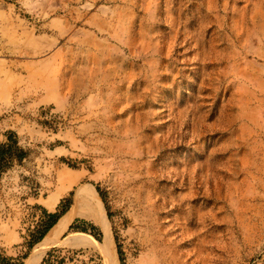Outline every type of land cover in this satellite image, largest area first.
Instances as JSON below:
<instances>
[{
	"label": "rangeland",
	"instance_id": "1",
	"mask_svg": "<svg viewBox=\"0 0 264 264\" xmlns=\"http://www.w3.org/2000/svg\"><path fill=\"white\" fill-rule=\"evenodd\" d=\"M12 140L2 264L81 186L110 242L74 215L36 264H264V0H0Z\"/></svg>",
	"mask_w": 264,
	"mask_h": 264
},
{
	"label": "bare ground",
	"instance_id": "2",
	"mask_svg": "<svg viewBox=\"0 0 264 264\" xmlns=\"http://www.w3.org/2000/svg\"><path fill=\"white\" fill-rule=\"evenodd\" d=\"M74 215H82L94 221L95 223L99 224L110 242L111 238L109 237V230H108L109 227L107 226L108 222L106 221L103 207L99 198L97 197L96 193L89 188V186L81 187L73 203V206L68 211V213L65 214L60 220L58 219L59 221L57 220L58 222L56 221L57 223L51 229H49L48 230L49 232L47 231L39 241L41 243L39 249L36 251L37 255H35L36 257L33 261V264H36L38 262L41 254L51 246V244L56 240V238L60 234L63 227L68 223L70 218H72ZM38 245L39 243L37 244L36 247H38ZM110 255L108 252L107 262L108 264H114L111 260L112 256L110 258Z\"/></svg>",
	"mask_w": 264,
	"mask_h": 264
},
{
	"label": "trees",
	"instance_id": "3",
	"mask_svg": "<svg viewBox=\"0 0 264 264\" xmlns=\"http://www.w3.org/2000/svg\"><path fill=\"white\" fill-rule=\"evenodd\" d=\"M11 136H9L10 138ZM23 157L22 150L15 145V141L12 140L10 143H4L0 144V168L1 166L9 165L11 162V159H15L16 161H19ZM63 211H60L59 213H52L47 214V216L50 218L47 220L46 223H44L43 228L38 231L37 236L27 242V249L29 250L31 247L34 246L42 237L45 232L48 231V229L55 224V222L58 220V215L61 214ZM65 213V212H64ZM63 213V214H64ZM62 214V215H63ZM85 234V233H84ZM33 245V246H32ZM32 249V248H31ZM30 253V252H29ZM27 256V253L23 255V258ZM2 264V263H0ZM16 264H21V262H18ZM23 264V263H22Z\"/></svg>",
	"mask_w": 264,
	"mask_h": 264
},
{
	"label": "crops",
	"instance_id": "4",
	"mask_svg": "<svg viewBox=\"0 0 264 264\" xmlns=\"http://www.w3.org/2000/svg\"><path fill=\"white\" fill-rule=\"evenodd\" d=\"M81 187H87V186H81ZM81 187H79V189H81ZM79 189H78L77 192H76V195H75L74 201H75L76 196H77V194H78V192H79ZM74 194H75V193H74ZM55 198H58V197H54L53 199H51L50 201H47V202H51V201H53ZM56 200H57V199H56ZM54 202H56V201H54ZM73 203H74V202H73ZM53 206H54V203L48 205L47 208H48V209H52ZM70 209H71V208H70ZM70 209H68V210L65 212V214H67L68 211H69ZM65 214H64V215H65ZM64 215H61L60 217L62 218ZM79 216H82V215H79ZM60 217H59V218H60ZM82 217H84V216H82ZM59 218H58V219H59ZM61 218H60V219H61ZM85 218H86V217H85ZM60 219H59V220H60ZM59 220H58V221H59ZM70 220H71V218H70ZM70 220H69L68 223L63 227V229L61 230L60 234L58 235V237L56 238V240L51 244V246H53V245L55 244V242H57V240L59 239V236H60V235L62 234V232L66 229V227H67V225L69 224ZM58 221H57V222H58ZM57 222H56V223H57ZM56 223H55V224H56ZM52 227H53V226H52ZM52 227H51V228H52ZM51 228H50V229H51ZM48 232H49V231H48ZM38 242H39V241H38ZM38 242H37V243L35 244V246L33 247V250H32V252H31V254L29 255V257L26 259L25 264H33V261H34V259H35V257H36L35 255H37V254H36V251L39 249V246H40V243H41V242H39L38 247H36L37 244H38ZM32 246H33V245H32ZM51 246H50V247H51ZM35 247H36V248H35ZM27 256H28V255H27Z\"/></svg>",
	"mask_w": 264,
	"mask_h": 264
},
{
	"label": "water",
	"instance_id": "5",
	"mask_svg": "<svg viewBox=\"0 0 264 264\" xmlns=\"http://www.w3.org/2000/svg\"><path fill=\"white\" fill-rule=\"evenodd\" d=\"M59 241H60V239H59Z\"/></svg>",
	"mask_w": 264,
	"mask_h": 264
}]
</instances>
